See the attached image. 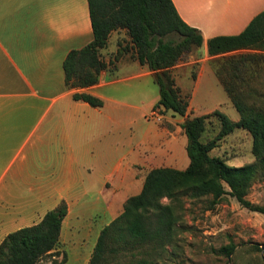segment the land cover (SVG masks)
I'll list each match as a JSON object with an SVG mask.
<instances>
[{"label": "crops", "instance_id": "1", "mask_svg": "<svg viewBox=\"0 0 264 264\" xmlns=\"http://www.w3.org/2000/svg\"><path fill=\"white\" fill-rule=\"evenodd\" d=\"M172 1L181 19L201 32L206 51L209 39L239 35L264 12V0ZM93 39L89 0H0V245L65 201L69 212L60 241L71 249L65 251L66 264H88L103 229L83 224L81 215L121 214L131 194L143 189L150 158L146 148L133 149L134 160H124L115 142L107 162L108 120L116 124L107 110L128 105L116 92L137 81L141 84L134 90L151 96L142 105L159 98L153 73L140 63L126 76L104 71L94 86L67 88V55ZM246 54L258 57H239ZM211 57L218 61L209 68L210 84L264 85V50ZM75 93L93 95L104 105L75 100ZM181 141L185 151L186 137ZM137 165H142L139 171Z\"/></svg>", "mask_w": 264, "mask_h": 264}, {"label": "trees", "instance_id": "2", "mask_svg": "<svg viewBox=\"0 0 264 264\" xmlns=\"http://www.w3.org/2000/svg\"><path fill=\"white\" fill-rule=\"evenodd\" d=\"M89 7L94 39L83 49L67 55L64 62L67 88L98 84L102 72L108 71L112 64L103 58L111 34L126 30L133 56L140 65L148 66L159 88V99L153 110L171 111L185 117L189 100L177 86L172 68L194 46L202 47L201 32L181 19L172 0H89ZM263 45L264 12L239 35L209 39L207 51L216 56L236 50H264L244 49ZM128 48L126 46V50ZM239 57L258 56L246 54ZM226 90L240 120L234 122L224 113L215 112L221 122V132L215 139L204 142L202 136L208 115L187 117L182 127L188 140V167L151 169L142 191L129 197L123 212L102 229L88 264H109L110 258L123 254H131V260L125 264H154L146 257L136 258L135 251L149 243L161 244L173 238L185 198H210L214 207L225 195H230L242 206L264 214V206L247 200L256 178L264 176V109L250 105L243 94L236 93L232 87H226ZM73 98L93 107L104 105L103 100L87 93H75ZM237 128L247 130L252 136L256 157L252 164L230 166L211 155L217 142ZM165 199L168 203H164ZM68 212V204L62 201L38 224L10 233L0 245V264H42L48 256L61 255V261L54 260L52 264H65L68 255L60 253L58 247ZM235 249L236 246L230 244L220 248V253L230 257Z\"/></svg>", "mask_w": 264, "mask_h": 264}, {"label": "rangeland", "instance_id": "3", "mask_svg": "<svg viewBox=\"0 0 264 264\" xmlns=\"http://www.w3.org/2000/svg\"><path fill=\"white\" fill-rule=\"evenodd\" d=\"M109 41L111 42L108 49L103 51V58L107 62H112L107 72L115 77L131 74L139 62L130 49L127 31H114ZM126 46L129 47L127 50ZM217 61L212 59L206 49L194 46L172 68L177 86L181 89L182 95L189 100L185 117L174 115L171 111L153 110L159 98L152 103L153 105L149 106L148 102L142 105L140 101L149 100L151 96L149 91H143L140 95L134 90L141 83L128 82L130 88L122 84L120 89H123V92L120 94L118 91L116 94L119 97H126L127 99L123 101L128 105L118 104L107 110L108 117L111 115L116 119V124L108 120L107 162L117 142L120 144L119 147L121 146V156L125 157L124 160L132 157L133 149L138 152L146 148L145 152L150 157L144 166L146 174L157 167L187 168L190 160L181 141L184 136L186 142L188 141L182 127L187 117L208 115L202 136L204 142L215 139L221 132V122L215 112L224 113L234 122L240 120L226 87H232L236 93L241 92L250 105L264 109L263 84L255 86L210 84L212 81L209 79L208 71L213 62ZM141 70L139 67L140 74ZM155 87L157 89V85ZM146 133L150 134L149 141L145 137ZM173 142L174 148L171 145ZM119 147L117 146V157L120 155ZM211 155L221 158L230 166H244L256 161L252 136L242 128H237L220 139ZM131 159L134 160L133 157ZM141 166L137 165L136 170L139 171L138 168L141 169ZM135 194L137 193L131 195ZM247 200L254 205L264 206V176L259 175L256 178ZM183 202V208L179 210L180 221L176 225L173 238L161 244L149 243L143 248H138L135 251L136 258L146 257L154 264H264V214L242 206L230 195H225L214 207L210 204V198H185ZM164 203L168 201L165 199ZM119 215V213L84 214L80 216L83 217L80 221H83V224L93 223L95 229L96 227L99 229L109 225ZM82 232L83 230H80L79 235ZM230 244L236 246L235 252L230 257L221 254L220 248ZM66 249L71 253L68 246ZM67 250L62 244L58 247L60 253ZM130 256L131 254H123L110 258L109 264H125L131 260ZM61 259L62 255L48 256L42 264H52L54 260Z\"/></svg>", "mask_w": 264, "mask_h": 264}]
</instances>
